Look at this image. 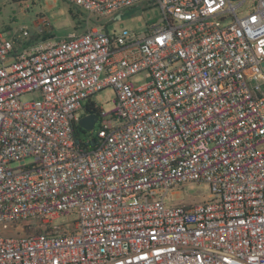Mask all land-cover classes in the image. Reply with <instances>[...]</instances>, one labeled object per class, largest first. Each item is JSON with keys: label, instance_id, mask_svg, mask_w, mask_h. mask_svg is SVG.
Here are the masks:
<instances>
[{"label": "built area", "instance_id": "2783aa9c", "mask_svg": "<svg viewBox=\"0 0 264 264\" xmlns=\"http://www.w3.org/2000/svg\"><path fill=\"white\" fill-rule=\"evenodd\" d=\"M65 1L81 33H0V264H264V0ZM153 6L146 32L99 25ZM201 182L207 200L165 204Z\"/></svg>", "mask_w": 264, "mask_h": 264}, {"label": "rangeland", "instance_id": "374dc122", "mask_svg": "<svg viewBox=\"0 0 264 264\" xmlns=\"http://www.w3.org/2000/svg\"><path fill=\"white\" fill-rule=\"evenodd\" d=\"M72 7L65 0H0V33L10 38L17 29L27 28L32 37L40 34L44 35L41 37L42 39L48 37L54 40L69 36L72 33H81L86 28V22L83 21L87 18V14H85L86 16L83 14V17L75 20L71 14V9L75 12L81 11V9ZM248 7L247 5L241 16L248 12ZM160 18L161 10L159 6L147 9L135 7L110 17L101 18L99 25L102 27L107 26L110 34L120 33L124 30L143 33L147 31L150 23ZM93 19L91 24L96 20V18ZM130 82L135 88L144 86L148 82L146 73L142 72L135 75L130 79ZM40 98L41 93L36 91L23 95L21 101L28 103ZM115 100L116 91L112 87L104 89L93 97L96 107L104 109L107 113L115 110ZM84 114V110L80 112V115ZM98 130L99 124L89 134L93 133L96 137ZM82 137L85 138L84 135ZM210 194L211 188L206 182L187 184L173 189L166 198L165 204L169 207L189 206L207 200ZM76 219V215H66L57 219L54 224L56 226L68 225ZM27 223H35V221H23L22 225ZM0 235L13 236L16 234L11 230L4 231L0 226Z\"/></svg>", "mask_w": 264, "mask_h": 264}, {"label": "water", "instance_id": "95a60500", "mask_svg": "<svg viewBox=\"0 0 264 264\" xmlns=\"http://www.w3.org/2000/svg\"><path fill=\"white\" fill-rule=\"evenodd\" d=\"M97 120H98V117L96 115L84 116L83 118L80 119L79 126L82 129L91 132L94 130L95 123Z\"/></svg>", "mask_w": 264, "mask_h": 264}, {"label": "trees", "instance_id": "16d2710c", "mask_svg": "<svg viewBox=\"0 0 264 264\" xmlns=\"http://www.w3.org/2000/svg\"><path fill=\"white\" fill-rule=\"evenodd\" d=\"M73 8V7H72ZM83 12V11H82ZM81 11H74L73 9H71V14H72V16H73V18L75 19V20H77V19H80V17H83L86 13H82ZM84 14V15H83ZM86 16V15H85ZM84 23L85 22H87V20L85 19L84 21H83ZM94 23H96L97 21L95 20V21H93ZM80 23V22H79ZM78 23V24H79ZM77 29L79 28V27H76ZM44 35H40L39 34V36L38 35H36V36H34V37H32V42H36V41H39V40H42V38L41 37H43ZM46 36V35H45ZM48 38V37H47ZM94 107H90L89 109L91 110V109H93ZM76 128H79V127H76ZM77 139H78V141H81V139H80V137H79V135H77Z\"/></svg>", "mask_w": 264, "mask_h": 264}]
</instances>
